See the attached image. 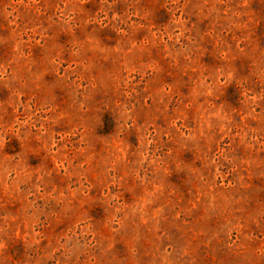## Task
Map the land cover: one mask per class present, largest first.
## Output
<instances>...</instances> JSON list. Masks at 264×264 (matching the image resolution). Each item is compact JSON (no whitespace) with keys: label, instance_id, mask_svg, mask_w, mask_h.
I'll use <instances>...</instances> for the list:
<instances>
[{"label":"rangeland","instance_id":"1","mask_svg":"<svg viewBox=\"0 0 264 264\" xmlns=\"http://www.w3.org/2000/svg\"><path fill=\"white\" fill-rule=\"evenodd\" d=\"M0 264H264V0H0Z\"/></svg>","mask_w":264,"mask_h":264}]
</instances>
